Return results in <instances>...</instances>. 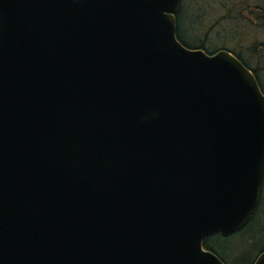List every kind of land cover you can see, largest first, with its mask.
<instances>
[{"label":"water","instance_id":"water-1","mask_svg":"<svg viewBox=\"0 0 264 264\" xmlns=\"http://www.w3.org/2000/svg\"><path fill=\"white\" fill-rule=\"evenodd\" d=\"M181 2L0 0V264H226L204 242L257 211L264 92L179 40Z\"/></svg>","mask_w":264,"mask_h":264},{"label":"rangeland","instance_id":"rangeland-1","mask_svg":"<svg viewBox=\"0 0 264 264\" xmlns=\"http://www.w3.org/2000/svg\"><path fill=\"white\" fill-rule=\"evenodd\" d=\"M256 0H249V2H255ZM190 0H183L181 9H182V18L184 23L181 27L178 28V35L182 38H186L193 42L197 39L204 38L208 41L207 46L210 48V50H214L213 47H217V49H222L224 46L228 48H234L237 44V38L241 36V34L237 35L236 31L239 30V24H236V21L226 22L224 26L216 28L215 24L213 25L212 22H214L219 16H215L209 24H212V26H206V29H204V26L199 25L201 23V9H198V6L193 4L189 5ZM210 2V3H209ZM196 2L195 4H197ZM221 2L220 0H210L208 1V8L209 11L214 7V4L219 5ZM264 2H260L259 4L262 6ZM188 8V10H187ZM191 9H195V15H191ZM189 11V12H188ZM219 12V10H217ZM216 12V11H215ZM187 15L189 20H187ZM218 15V14H217ZM191 17H192V25H191ZM209 18V15L207 16ZM240 20V19H236ZM243 18L240 20V24L242 25ZM245 19L243 22L247 25ZM208 24V23H207ZM201 29H203L201 31ZM247 34L252 33L251 30L248 29L246 31ZM197 33V34H195ZM195 34V35H194ZM197 35V36H196ZM244 36V35H243ZM245 37V36H244ZM199 43V41H197ZM196 43V44H197ZM237 51H239L237 48H234ZM244 53V51H242ZM253 67L256 66L255 60H251ZM262 67H264V62L261 64ZM262 203L261 207L259 209V213L255 216L253 219V222H250V226L248 227L249 230H241V232H237L236 234H233L231 236H223V235H217L210 237L208 240V243L213 246L216 251L218 252V255L220 257L225 258L224 260L227 261L229 264H253L258 257V255L264 250V187L262 190ZM248 224V225H249Z\"/></svg>","mask_w":264,"mask_h":264},{"label":"trees","instance_id":"trees-1","mask_svg":"<svg viewBox=\"0 0 264 264\" xmlns=\"http://www.w3.org/2000/svg\"><path fill=\"white\" fill-rule=\"evenodd\" d=\"M220 2L221 3L219 5L214 4L215 8H213V9L211 8L210 11H208L207 15H209V18L206 17V20L204 21L202 19L201 22H206V26H212V24L213 25L215 24L216 28L222 27V26H224V24L226 22L231 23L232 21H236L235 23L240 25L239 26L240 28L238 31H236V33H237V35L241 34V36L236 39L238 41L237 42L238 45L236 47H234V48H237L239 51H237L234 48H228L226 46H224V48H222V49H228L231 52H233L234 54H236L240 58V60L248 68H250L254 72V74H255L258 82H259V85H260L262 91L264 92V67L261 66L262 62H264V3L261 6L259 4V0H256L255 2H249V0H220ZM260 2L262 3V2H264V0H260ZM181 8L182 7H180V9L177 13L178 28L181 27L182 24L184 23V21H183L184 18H182V9ZM187 10H188V8H187ZM217 10H219V12ZM244 15L246 18L252 17L253 21L255 23L252 22L251 20H248V21H246L247 25L244 24V22H243L245 20ZM215 16H219V17L214 22H212V24H209ZM237 18L240 20H242V18H243V21H242L243 24L242 25L240 24L241 23L240 20H236ZM187 20H189L188 15H187L186 23H187ZM199 25H201V23ZM206 26H204V29H206ZM248 29L251 30L252 33L247 34L246 31H248ZM202 30L203 29H201V31ZM195 34H197V33H195ZM178 38H179V40H181V42L185 46H187L189 48H193V49L194 48L195 49L200 48V49L205 50L209 54H213V53H216L217 51L221 50V49L215 50L217 47H213L214 50H210V48L207 46L208 41L204 38L203 39L200 38L199 40L197 39L196 41H194L196 43H197V41H199V43H197V44L191 42L189 40V38L188 39L182 38L181 36L179 37V35H178ZM242 51H244V53H242ZM251 60H255L256 66L253 67V65L251 64L252 63ZM261 199H262V194L260 197V202L258 205V209L255 213V216L259 213V209L261 207L260 205L262 203ZM255 216L253 217V219L255 218ZM253 219L251 220V222H253ZM250 224L247 225L243 230L247 229L250 226ZM248 230H249V228L246 231H248ZM239 232H241V231H239ZM217 235H221V234H213L210 237L217 236ZM210 237H208L205 240V243H204L205 248L212 250L213 252L218 254L216 249L208 243V240ZM221 258L223 260L225 259L223 257H221ZM224 261L227 263L226 260H224ZM227 264H229V263H227Z\"/></svg>","mask_w":264,"mask_h":264},{"label":"flooded vegetation","instance_id":"flooded-vegetation-1","mask_svg":"<svg viewBox=\"0 0 264 264\" xmlns=\"http://www.w3.org/2000/svg\"><path fill=\"white\" fill-rule=\"evenodd\" d=\"M208 1H210V0H190V3H191V5H195V7H196V5L198 6V9H201V15H200V18H201V20L203 19L204 21L206 20V17L208 16L207 14H208V11H209V8H208ZM196 2H198L197 4H195ZM190 3H189V5H190ZM195 9H191V15L192 16H194L195 15ZM247 12V11H246ZM244 17H245V15H244ZM245 19H247V20H251L252 22H254L253 21V18L251 17V18H246L245 17ZM255 23V22H254ZM191 25H192V17H191ZM201 25L202 26H206V22H201Z\"/></svg>","mask_w":264,"mask_h":264}]
</instances>
